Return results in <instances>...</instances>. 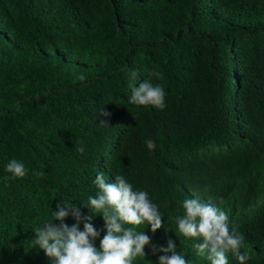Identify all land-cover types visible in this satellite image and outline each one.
Here are the masks:
<instances>
[{
	"label": "trees",
	"instance_id": "trees-1",
	"mask_svg": "<svg viewBox=\"0 0 264 264\" xmlns=\"http://www.w3.org/2000/svg\"><path fill=\"white\" fill-rule=\"evenodd\" d=\"M144 81L164 88L163 110L129 103ZM12 159L27 174L6 182ZM98 173L162 214L155 233L135 228L151 243L133 264H159L151 245L169 239L210 264L178 230L187 198L225 211L246 264H264V0H0V264H51L35 229L62 203L83 231ZM91 215L99 250L105 224ZM63 223H77L71 210Z\"/></svg>",
	"mask_w": 264,
	"mask_h": 264
},
{
	"label": "clouds",
	"instance_id": "clouds-1",
	"mask_svg": "<svg viewBox=\"0 0 264 264\" xmlns=\"http://www.w3.org/2000/svg\"><path fill=\"white\" fill-rule=\"evenodd\" d=\"M136 70L130 71V78L136 80ZM78 80L85 77L79 75ZM129 103L141 107L165 108L164 88L148 81L132 89ZM101 117L111 114L104 108L99 109ZM100 126H107V119L99 120ZM149 151L154 150L155 142L145 141ZM83 153L81 146L76 149ZM10 175L4 177L6 182L22 179L27 174L23 162L12 159L5 167ZM36 175H44L37 172ZM115 183H109L103 173H98L94 184L98 191L95 196H89L88 203L91 214L101 215L105 224L106 234L100 242V249L93 241L99 236L92 226V215L83 217L84 230H79L82 219L81 211L72 205L58 203L57 211L53 212L54 221H60L57 226L54 221H48L34 231L35 238L31 240L33 247L41 249L51 261V264H133L137 257H145V247L150 245V238L144 232L135 228L141 224L150 225L155 233L162 227L163 217L158 205L149 199L144 190H133V185L124 176L116 175ZM182 207L185 214L176 217L179 232L186 238L202 240L194 244L198 256H205L210 264H228V253H231L239 264H246L250 256L241 253L244 236L233 226L230 230L227 213L211 203L201 202L198 198H187ZM72 212L76 224L69 227L63 221ZM152 254L159 256V264H189L184 256L177 254L173 240L167 241V246L151 245Z\"/></svg>",
	"mask_w": 264,
	"mask_h": 264
}]
</instances>
